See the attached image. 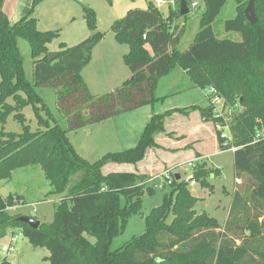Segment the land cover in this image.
<instances>
[{
  "label": "trees",
  "instance_id": "16d2710c",
  "mask_svg": "<svg viewBox=\"0 0 264 264\" xmlns=\"http://www.w3.org/2000/svg\"><path fill=\"white\" fill-rule=\"evenodd\" d=\"M43 1L33 0L29 14L12 24L0 0V121L13 115L23 126L21 133L0 132V179L9 180L15 170L39 164L51 185L48 194L62 197L55 204L54 221L33 228L18 220L22 214L7 209L19 203L13 194H0V239L19 228L34 247L50 251L45 258L50 264H264V137L256 138L264 130V0H255L254 24L244 16L251 0H235L239 14L226 20L224 27L238 32L240 41L220 39L214 31L213 23L228 0H203L206 10L199 31L185 50L171 49L177 29L171 24L181 15L182 0H175L168 17L152 2L147 9L129 10L113 30L116 39L130 47L124 60L132 75L102 95H93L81 75L104 38L95 30L93 10L85 8L93 33L50 60L48 43L58 33L39 30L33 16ZM20 38L31 47L33 80L26 73ZM175 68L186 73L192 86L215 88L225 107L234 110L227 114L231 141L225 144L218 138L220 150L235 148L236 181L227 220L222 226L206 212L199 213L195 209L199 198L190 191L189 181L174 178L163 202L146 216L145 233L112 250V240L125 230L132 215L141 212L143 198L154 187L147 174L104 173V167L144 160L149 149L159 147L156 136L166 132V119L174 113L198 111L203 122L214 124L225 120L211 103L154 114L135 147L109 152L93 162L81 156L68 133L163 101L166 97L156 94L159 81ZM38 87L56 90L61 117L53 113ZM29 104L36 107L41 125L36 131L27 126L23 114ZM211 173L203 162L194 169L193 179L212 190ZM0 264L12 263L5 257Z\"/></svg>",
  "mask_w": 264,
  "mask_h": 264
},
{
  "label": "rangeland",
  "instance_id": "374dc122",
  "mask_svg": "<svg viewBox=\"0 0 264 264\" xmlns=\"http://www.w3.org/2000/svg\"><path fill=\"white\" fill-rule=\"evenodd\" d=\"M32 1L21 0L17 15L20 16L19 20L21 19V15L24 17L29 14L32 8ZM83 2L84 4L75 0H44L34 9L33 16L37 18L39 30L58 33L48 43L50 54H55L61 50H65L66 47L77 45L93 33L85 17V8L93 10L96 24L95 30L103 32L104 38L93 49L91 59L83 69L81 75L93 95H102L120 86L132 75L130 68L124 60V55L129 52L130 47L127 43H121L116 39L113 25L117 20L123 18L129 10L147 9L150 0H83ZM192 2H197L198 6L191 8L190 12L186 15H180L171 24L172 28L177 25L171 49L175 47L182 50L187 49L199 31L200 21L206 10V6L203 0H192ZM172 5L171 3H164L160 6L159 9L165 17H168L169 7ZM238 14L239 8L236 1L228 0L221 14L213 23L214 31L218 38L241 40V35L238 32L226 31L224 27L226 20L235 18ZM11 16L13 17V15ZM62 43H64L63 46H61ZM19 46L27 76L30 80H33L34 59L31 56L30 44L27 40L20 38ZM208 88L202 89L192 86V82L186 73L180 68H175L169 75L162 77L157 87V95H167L163 101L156 103L154 106H143L87 127L70 131L68 133L70 141L81 156L91 162L100 159L109 152L133 148L139 142L141 134L151 118L150 115L191 105L205 107L209 103V100L205 96ZM37 91L46 99L53 113L58 118L61 117L56 105V90L38 87ZM10 102H13V100L10 99ZM39 112L41 115H46V112L42 108ZM23 114L26 117V124L31 131H36L41 126L36 107L33 104L25 106ZM215 130L217 139L219 137L223 138L222 132L227 131L225 128L219 130L217 124ZM1 131L6 133H21L23 126L13 115H10L5 122L0 121ZM160 134H163V132ZM193 138L188 141L189 144L193 145L185 148L188 151L178 154L182 163L169 167L165 165L161 171H157L159 169H156L147 175L152 177V179L158 177V181L160 182L163 179L160 176L164 173H170L174 177L177 173L181 174L182 179L189 181V189L192 194L199 198L195 209L199 213L206 212L224 226L235 190L234 150L233 148H228L214 152L217 144L216 138L212 134H209V132L207 133L206 130L200 132L198 137H195L193 134ZM195 140L196 142H194ZM195 151L203 152L205 154L204 160L203 158L202 160L199 158L201 156L200 153H196L195 155ZM186 154H193L194 156L189 158L185 156ZM173 159L172 156H167L166 161L170 162ZM190 162L194 165L189 166ZM203 162L212 172L208 177V181L213 187L212 190L202 187L199 182L193 179L194 169ZM121 166L122 168H107L104 170V173L134 172L132 171L134 170L133 164L124 163ZM218 167L221 168V174L216 170ZM75 178L76 176L72 180ZM190 179H193V182H190ZM152 187H154V191L143 198L141 212L132 215L128 220L125 230L112 240V250L123 247L132 238L145 233L146 216L153 208L163 202V195L170 191L169 186L160 188L152 185ZM50 190V182L45 177L44 171L39 164L15 170L9 180L0 179V193L5 196L13 193L12 199L20 202L14 205L10 209V212L12 214L31 216L41 223H52L54 221L55 204L62 197L59 195H49ZM17 195L20 196V200H18ZM170 220H172V216L169 218ZM13 231L17 234L22 233L19 228ZM87 236L92 241H95L93 236ZM9 239V234L0 239V249ZM15 247V251L13 252L6 253L0 251V263L6 257L10 261H13L14 264H50L45 259V256L50 255V251L45 247H34L23 233L19 236Z\"/></svg>",
  "mask_w": 264,
  "mask_h": 264
},
{
  "label": "crops",
  "instance_id": "0c3cea01",
  "mask_svg": "<svg viewBox=\"0 0 264 264\" xmlns=\"http://www.w3.org/2000/svg\"><path fill=\"white\" fill-rule=\"evenodd\" d=\"M13 1H14V4H13ZM20 4H21V0H4L3 9L5 13L7 14V16L9 17V20L12 24L17 22L20 18V16H17L18 11L20 9ZM11 15H13V17ZM22 17L23 16L21 15V18ZM159 84H160V81H159ZM208 92H209V89L205 93V96L209 100ZM159 96L167 97V95H159ZM209 104H210V101L208 105ZM154 114L155 113L150 115V117H152ZM165 127H166V133L157 134L156 136V141L159 144V148H154L155 150L153 148L149 149L144 160L138 162L135 165L133 164L134 170L132 171L139 173V174H149V172H152L153 170H156V169H159L157 171H161L162 169H164L165 165L169 167L171 165L182 163L180 160V156H178V154L187 152L188 150H186L185 148L190 145H193V144H189L188 142L194 139L193 134L195 137H198V134L202 132L203 130L204 131L206 130L207 133L209 132V134H212L213 137L216 138L217 144L215 146L214 152L220 151L218 139L216 136V130H215L216 124L212 122H203L201 120L200 113L198 111L190 112L187 115L181 114L178 112L174 113L172 116L167 117L166 122H165ZM168 133H172V136H169ZM194 142H196V140ZM196 153L197 154L200 153L201 156L199 158L201 160L203 158L204 160L205 154L203 152L195 151L194 154L196 155ZM167 156H172L174 159L170 162H167L166 161ZM185 156L192 158L194 155L186 154ZM122 166L121 164L111 163V164L106 165L103 171L111 167L122 168ZM216 170L218 171L219 174H221V170H218L217 168ZM213 176H215V174H213ZM9 194H13V193H9ZM1 195L4 197H7L3 194ZM48 256L49 255L45 256V258ZM11 263L14 264L13 261H11Z\"/></svg>",
  "mask_w": 264,
  "mask_h": 264
},
{
  "label": "built area",
  "instance_id": "2783aa9c",
  "mask_svg": "<svg viewBox=\"0 0 264 264\" xmlns=\"http://www.w3.org/2000/svg\"><path fill=\"white\" fill-rule=\"evenodd\" d=\"M152 1L153 4H155L157 7H160L162 4L164 3H171L173 4L171 7L174 6L175 4V0H150ZM198 6V3L197 2H192V4L189 6L190 8H196ZM144 38H146V35H144ZM209 92H208V98H209V101L212 105H214L215 107V113L217 114V116L219 117H223L224 120H225V123H218L217 124V128L219 130L221 129H227L226 132H222V137L227 139L225 141V144L229 143L232 139V134H231V131H230V128H229V117H227V114H230L232 111L231 108H228V107H225V101L224 99L218 94L217 90H215V88L213 87H209ZM264 137V130L263 131H259L256 133V138L259 139V138H263ZM233 150H235V148H233ZM199 160V159H197ZM194 164L192 162L189 163V166H193ZM218 169L221 170V168L218 167ZM161 178H163L160 182L158 181V177H155L153 179L150 180V184H152L153 186L155 187H160V188H164L166 186H170V184L172 183V181L174 180V176L170 173H164L163 175L160 176ZM151 185V186H152ZM13 206H8L7 209L10 210L12 209ZM22 235V233L20 234H17V233H14V231H10L9 232V236H10V239L7 243H5L4 245H2L0 251H4L6 253H9V252H13L15 251V245L17 243V240L19 238V236Z\"/></svg>",
  "mask_w": 264,
  "mask_h": 264
},
{
  "label": "water",
  "instance_id": "95a60500",
  "mask_svg": "<svg viewBox=\"0 0 264 264\" xmlns=\"http://www.w3.org/2000/svg\"><path fill=\"white\" fill-rule=\"evenodd\" d=\"M78 1L82 4H84L83 0H75ZM189 5L185 0H182L181 2V9H180V14L181 15H186L187 13H189ZM244 16L247 19V21L251 24H254L257 22L258 18H257V14H256V9H255V0H251L249 2V4L247 5L245 11H244ZM132 36H134L136 39H138V37L132 33ZM56 54H50L49 58L50 60H52L53 58H55ZM175 178L177 180L181 179V174L177 173L175 175ZM190 182H193V179H190ZM18 220L26 223L28 225H30L33 228H38L41 224V222L31 216H27V215H21L20 217H18Z\"/></svg>",
  "mask_w": 264,
  "mask_h": 264
}]
</instances>
